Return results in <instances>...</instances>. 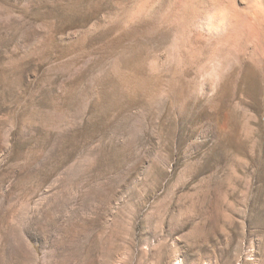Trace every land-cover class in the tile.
<instances>
[{"label": "rangeland", "instance_id": "374dc122", "mask_svg": "<svg viewBox=\"0 0 264 264\" xmlns=\"http://www.w3.org/2000/svg\"><path fill=\"white\" fill-rule=\"evenodd\" d=\"M216 1L0 0V264H264V30Z\"/></svg>", "mask_w": 264, "mask_h": 264}, {"label": "bare ground", "instance_id": "6f19581e", "mask_svg": "<svg viewBox=\"0 0 264 264\" xmlns=\"http://www.w3.org/2000/svg\"><path fill=\"white\" fill-rule=\"evenodd\" d=\"M218 1L219 0L216 2ZM228 3L229 4H223L222 6H219L221 7L219 9L216 4L213 5L212 3L213 9H218L217 17L215 16V18L212 16L214 19L206 18L200 19L198 21L195 20L198 22L196 24L198 25V27L196 26L197 29L199 28L203 35H206L207 38L209 37L211 39L216 38L219 40H224L231 35H239L241 38L243 37L251 42L254 54L257 51L261 52L263 48L260 44V36L262 34L261 31L263 32L264 30V0H233L231 4L230 1ZM211 12L209 15H212L214 11L212 14ZM260 26L262 27V30L259 32ZM217 58L218 59H215L216 61L210 65V70L208 69L209 71L207 73L213 84L218 82V79L223 74L221 72V68L224 69L223 65L226 67V64L230 63L223 64V59L221 57Z\"/></svg>", "mask_w": 264, "mask_h": 264}]
</instances>
